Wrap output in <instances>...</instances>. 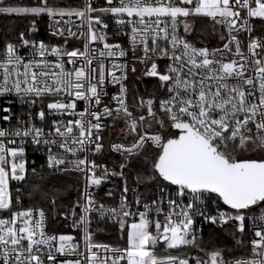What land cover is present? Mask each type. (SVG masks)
<instances>
[{
    "label": "snow or ice",
    "instance_id": "1",
    "mask_svg": "<svg viewBox=\"0 0 264 264\" xmlns=\"http://www.w3.org/2000/svg\"><path fill=\"white\" fill-rule=\"evenodd\" d=\"M96 3L64 7L54 0H0V15L29 20L28 33H35L37 20L46 16L51 35L63 39L49 44L20 31L18 43L5 40L0 48V97L13 96L29 108L23 117L10 106L0 109V120L9 125L0 127V212L8 213L0 215V264H264V27L257 36L252 23L259 18L264 25V0ZM197 17L210 18L213 30L217 25L226 30L222 47H196L185 38ZM106 20L118 26L113 40L127 29V47L108 42ZM241 33L246 37L238 38ZM68 37L82 39V49L69 51ZM22 49L28 53L21 55ZM129 54L133 73L139 63L144 75L156 78V94L133 96L132 109L124 83ZM107 84L119 85V91L105 103ZM105 131L115 137L107 141V151ZM29 144L46 154L42 171L52 185L69 173L83 181L71 210L57 213L82 232L83 248L71 234H48L43 208L14 210L20 189L12 182L27 181ZM111 154L119 162L98 163ZM110 177L122 181L113 207L97 202L92 192ZM132 177L140 186H155L157 198L142 203L129 186ZM51 191L55 209L60 190ZM33 194L49 196L39 186ZM94 214L113 221L126 246L94 244ZM198 218L232 223L234 239L251 231L250 255L226 259L225 249L207 252V259L157 254L161 242L167 250L204 251Z\"/></svg>",
    "mask_w": 264,
    "mask_h": 264
},
{
    "label": "trees",
    "instance_id": "2",
    "mask_svg": "<svg viewBox=\"0 0 264 264\" xmlns=\"http://www.w3.org/2000/svg\"><path fill=\"white\" fill-rule=\"evenodd\" d=\"M12 3H27L28 0H11ZM57 5L62 4L66 1L54 0ZM195 24V36L200 37L207 29V25L211 22L210 18L197 17L193 20ZM46 16L37 20V31L35 33H28L26 30L30 27V21L24 19H16L14 17H5L0 15V48L3 46L5 40H10L11 42H19L17 37L20 31H24L26 38H35V39H47L46 33ZM255 31L254 33L257 36H260L261 28L264 25L261 24L259 18H256L254 21ZM161 67L163 66L160 63ZM156 89V79L151 80H141L137 78L134 73H131L129 76V92L130 95L144 97L155 92ZM8 105V101L5 99H0V109ZM121 159V158H120ZM48 175V174H47ZM82 180L78 183V176L67 174L60 177L55 185H52L51 182L46 179L44 182L45 187L41 184L40 189L47 191L49 196L46 200L45 209L48 219V230L54 234H71L77 238V241L80 240L81 232L70 227L71 220L70 218L66 221L64 217L58 216L57 213L68 210L70 211L71 204L75 203L79 195L80 190H82ZM130 185H134L135 177H132L129 180ZM36 185L35 181H30L27 179L26 182H12L13 189L19 188L20 204L16 209L20 207H25L28 203V197L30 193H33V188ZM55 186L58 188L59 194L57 196V203L55 209L51 207L49 201L52 196V187ZM45 188V189H44ZM141 188L144 191L150 190L155 192V186L143 187ZM13 195L16 193L13 191ZM35 195H32L30 200L32 202ZM40 198V197H39ZM42 199V198H41ZM78 211V210H77ZM258 214V213H257ZM91 231L93 234L92 242L95 243H106L112 246H126V241L120 239V234L118 232L117 226L111 220H103L96 216H92ZM235 232L234 226L232 223L221 226L220 224H212L209 226L203 234L199 237L200 246L204 251H198L196 248L185 247L179 251L166 250L163 246V243L157 247L158 255H179V256H200L202 259L206 258V253L216 249H225V258H241L247 257L250 255V237L246 232L243 237L239 233H236L235 239L233 238V233ZM243 240V244H237V240Z\"/></svg>",
    "mask_w": 264,
    "mask_h": 264
},
{
    "label": "built area",
    "instance_id": "3",
    "mask_svg": "<svg viewBox=\"0 0 264 264\" xmlns=\"http://www.w3.org/2000/svg\"><path fill=\"white\" fill-rule=\"evenodd\" d=\"M60 1H66V2H63L62 4H60L59 6H64V7H76V6H81L84 2V0H60ZM102 4V0H97V3L94 4V6H99ZM256 18H252V23L254 24V21H255ZM73 20L75 21V23H79L78 20H75V18H73ZM106 23L109 24V29H108V32H109V43H116V42H119L122 44V46H125L127 47V37L123 36V31H126L127 29L125 30H121V36L119 38V40H113L111 37H112V34L114 32H116L118 30V26L115 25V23L111 20H106L105 21ZM48 18L46 17V33H47V39H35V38H28L30 40H36V41H39V40H44L45 43H49V44H63V39H61L60 37H56V36H52L49 29H48ZM190 23L193 25V31L189 32L187 35L184 34L183 32V28L182 26L180 27L179 29V32L181 35H185V38L191 42L194 46L196 47H208L210 50L212 48H220L222 47V42L220 41V35L221 33H225L226 34V30L221 28L220 26H216V30H213V22L211 20V22L209 23V25H207V29H206V33H204L203 35H201L200 37H196L194 32H195V24L193 22V20H190ZM76 29L73 28V31H75ZM254 35H256L255 33H253ZM247 34L245 33H241L240 36L238 38H242V37H246ZM13 43H18V42H13ZM246 45H247V40L245 39L244 40V50L246 51ZM82 46H83V40L82 39H73L71 37H68V44L66 45V47L68 48V50L70 51L72 48L76 47V48H81L82 49ZM102 47V45H100ZM234 47V46H233ZM28 53V49H22L21 50V55H26ZM50 59H54L53 57H49ZM230 58V57H229ZM117 62H124L123 60H119ZM128 64H129V69L127 71V79L126 81H124L125 83V86L127 88V103L129 105V108L132 109L133 107V99H132V96L130 95V92H129V76L131 73H133L131 71V66H132V57H131V54H129V57H128ZM109 62L106 61V64H108ZM158 63H162L164 65V61H158ZM136 72L134 73L137 78L141 79V80H151V79H156V78H153V77H148L146 75H144V71H145V67L144 65H141L139 63H137L136 65ZM70 67V66H69ZM163 67V66H162ZM106 91L108 93V97H104V102L107 103L108 102V99L109 97H111L112 94L116 93L119 91V85H112V84H107L106 85ZM156 94L155 92L150 94V95H147V96H144V98H147L151 95H154ZM0 99H5L7 101H12V104L11 105H6L5 107H11L12 108V112L15 114V115H19L21 117H23V114L25 112H27L29 110V108L27 106H22L17 100L15 97L13 96H5V97H0ZM113 108H115V103L113 102L112 105H111ZM36 111H39V107H36L35 108ZM3 113H0V115H2ZM58 118V117H56ZM106 123H109L111 124V120H107L105 121ZM12 125H15L16 121L15 119H13L11 121ZM9 125L5 122H3L2 120H0V127H8ZM37 126H41V125H37ZM119 127H123V124H121ZM119 130V129H117ZM104 139H105V151H107V141L109 139H113L115 140V137L114 136H111V134L107 131L104 132ZM26 160L28 161V177L27 179L30 180V181H35L37 183V186H41V184H43V187H45L44 185V182L46 181L47 179V173L42 171V166L45 165V159H46V154L42 151H36L34 150V146L30 145L26 148ZM98 160V163H106L108 164V166H111L112 163L114 162H119L120 160V157L117 155V154H111V155H105L104 157L102 158H97ZM35 168L36 172L35 174H33L32 172V169ZM69 174H72V175H76V174H73V173H69ZM99 174V173H98ZM83 182V181H82ZM121 186H122V181L118 178H114V177H110L108 179H106L99 187H94L92 189V192H93V196L94 198L97 200V202L99 203H104L106 206L108 207H113V206H116L119 204V199H120V189H121ZM129 186L131 188H136L137 189V194L141 197V200H142V203H150V201L152 199H156L157 198V195L156 193L154 192H151L150 190L148 191H144L140 185L138 184H134V185H130ZM82 188H83V183H82ZM45 189V188H44ZM111 190L113 195L112 197H108L106 195V193ZM32 195H35V194H31ZM36 199L35 201L29 199L30 196L28 197V203L25 207L23 208H27V207H39V208H43L45 213H46V209H45V204H46V200L45 199H41L39 198L38 195H35ZM128 197H129V200L131 201L133 199V194L131 192L128 193ZM140 210L142 211L143 208L141 207ZM167 210V209H166ZM0 215H4V216H7L8 213L6 211H3V212H0ZM153 215H155V213L153 212ZM46 217H47V213H46ZM138 218V217H137ZM163 217H161L162 219ZM71 220V219H70ZM212 224L209 223V222H206V221H203L202 219H197V223H196V228L199 229L200 231L198 232V236L200 237L203 232L209 227L211 226ZM48 234H54L52 232H50L48 230V219H47V228H46ZM90 230H91V225H90ZM249 237H250V240L253 236L252 232L251 231H248L247 232ZM81 235H82V232H81ZM78 242L81 244V248H83V242L82 240H78ZM94 244H96L95 242H93ZM99 244H106V243H99ZM162 244L159 243L157 246H156V251H157V247ZM112 246V245H111ZM115 247V246H113ZM101 255H103V250H101V252L99 253ZM65 258H68V259H75L77 258L76 256H67ZM241 258H245V257H241ZM203 259H207L206 258H203ZM226 259H234V257H230V258H226ZM191 264V262H190Z\"/></svg>",
    "mask_w": 264,
    "mask_h": 264
},
{
    "label": "rangeland",
    "instance_id": "4",
    "mask_svg": "<svg viewBox=\"0 0 264 264\" xmlns=\"http://www.w3.org/2000/svg\"><path fill=\"white\" fill-rule=\"evenodd\" d=\"M204 33H206V32H204ZM204 33H203V34H204ZM203 34H202V35H203ZM36 185H37V183H36ZM31 194H32V193L29 194L30 198H31ZM30 198H29V199H30ZM35 199H36V197L34 196L33 201H35ZM163 246H164V245H163ZM164 247H165V249H166V246H164ZM166 250H167V249H166Z\"/></svg>",
    "mask_w": 264,
    "mask_h": 264
},
{
    "label": "water",
    "instance_id": "5",
    "mask_svg": "<svg viewBox=\"0 0 264 264\" xmlns=\"http://www.w3.org/2000/svg\"><path fill=\"white\" fill-rule=\"evenodd\" d=\"M163 243V242H162Z\"/></svg>",
    "mask_w": 264,
    "mask_h": 264
}]
</instances>
